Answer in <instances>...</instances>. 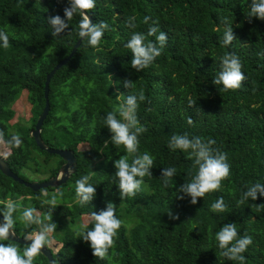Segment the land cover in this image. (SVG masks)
<instances>
[{"label":"trees","instance_id":"16d2710c","mask_svg":"<svg viewBox=\"0 0 264 264\" xmlns=\"http://www.w3.org/2000/svg\"><path fill=\"white\" fill-rule=\"evenodd\" d=\"M251 0H95L88 11L93 24L108 23L109 28L95 48L81 41L67 63L55 71L49 82V112L41 127V137L48 146L73 151L76 170L56 187L33 191L0 172V211L7 199L25 203L40 211L44 223H55L51 234L53 264H240L221 255L215 239L225 225L235 223L238 238L245 233L252 244L243 253L244 264H264V195L258 193L240 203L249 186L264 185V20L249 22ZM68 0H0V30L9 37V46L0 41V131L4 132L0 153L12 172L22 174L32 149L43 154L42 163L51 165L46 177L56 174L63 160L56 154L40 150L30 131L44 104L46 75L67 57L76 42L81 17L75 14L69 28L53 37L49 16L64 18ZM135 17V27L126 21ZM151 18L145 24L144 17ZM225 20L227 23H225ZM153 21L158 24L153 25ZM231 25L235 39L222 44L224 30ZM150 26L167 34L161 55L142 71L131 66V51L125 47L133 32L147 34ZM159 34V32L157 33ZM155 41V37H147ZM234 53L242 64L246 79L239 89L222 91L212 81L220 71V57ZM131 79L135 89L124 81ZM143 90L146 100L139 102L137 118L146 131L138 136V153L153 158L152 175L145 176L135 196L121 199L115 160L128 155L123 145L111 142L112 133L104 123L108 112L119 108L129 94ZM27 93L30 116L15 119L12 102ZM117 118L122 119L117 113ZM193 124H188V119ZM11 130H14L13 132ZM187 133L189 138L216 141L213 148L227 153L229 176L218 191H211L196 204L178 188L195 175L194 161L188 153L172 151V135ZM23 141L19 148L6 141L11 135ZM105 141H108L105 146ZM85 148L81 149L79 146ZM132 157L129 156L131 162ZM175 167L176 174L166 186L162 169ZM96 187L91 202L81 204L75 182L83 176ZM55 190V191H54ZM43 191L52 192L47 196ZM55 195L57 206L44 203ZM179 196H183L180 199ZM223 197L224 212L211 211V204ZM18 199L20 201L18 202ZM113 203L121 227L106 259L93 255L90 243L80 233L93 227L90 214ZM13 214L15 233L39 231L36 224L25 225L18 218L23 207ZM179 219H170L169 213ZM2 214V212H0ZM3 215V214H2ZM52 219L49 220L48 216ZM87 216L88 222L81 223ZM24 244L10 240L0 241ZM33 264H47L41 253Z\"/></svg>","mask_w":264,"mask_h":264},{"label":"clouds","instance_id":"9594fccd","mask_svg":"<svg viewBox=\"0 0 264 264\" xmlns=\"http://www.w3.org/2000/svg\"><path fill=\"white\" fill-rule=\"evenodd\" d=\"M95 7V0H68V6L64 8V18L60 15L49 16L48 23L52 29L53 37L59 36L62 32L69 28V23L75 14L81 17L78 25V36L87 40L89 46L95 48L99 45L104 31L109 28L105 21H100L98 24H93L88 11ZM249 14L246 19L251 22L252 18L264 20V0H251L249 4ZM135 17H129L126 21L128 27H135ZM150 17H144V23L148 24ZM153 25L158 24V21H153ZM225 23L227 21L225 20ZM159 32V34H157ZM147 37H155V41H148ZM167 34L159 31L155 26H150L147 34L133 32L125 47L128 48L133 58L130 63L136 71H142L149 67L157 57L161 55L162 49L167 43ZM235 39L233 28L228 25L224 30L222 44L228 46ZM0 41H3V47L9 46V37L4 30H0ZM246 79L242 72V64L237 55L234 53H225L220 57V71L212 83L222 85V91L236 90L242 85ZM124 86L128 89H135L136 85L131 79L124 81ZM146 100L143 90L136 94H129L125 102L114 111L107 113L104 123L112 133L111 142L115 146L123 145L128 155L121 156L115 160L114 166L117 169L115 178L118 180V186L121 193L122 201L125 198H130L136 195L141 190V185L144 182L145 176L152 175L153 158L148 152L143 154L138 153L139 139L138 136L146 131L138 118L137 109L139 102ZM117 113L122 119L117 118ZM188 124H193L191 118L188 119ZM4 132L0 131V142H4ZM10 147L19 148L23 141L19 135L13 134L6 141ZM216 141L208 138L206 141L199 136L189 138L188 134L172 135L168 147L170 150H183L188 153V159L194 161V166L197 168L196 174L191 176L190 180H186L178 188L179 193H184L191 196V203L196 204L198 198H203L206 193L218 191L221 187L222 180L226 179L230 174V165L227 162V153L221 152L213 148ZM108 141H105L107 146ZM129 156L132 157L131 162ZM69 171H71L69 169ZM175 167H167L162 169V177L164 184L167 186L176 174ZM90 177L83 176L75 182L76 196L81 204L91 202L96 195V187L88 183ZM258 193L264 195V185L255 184L249 186L247 191L243 193L240 203L251 198L256 200ZM44 196L48 193L45 191ZM183 199V196H179ZM53 208L57 206L56 196L44 201ZM19 205L13 201L4 203L3 222H0V241L9 240L11 236H15V220L13 214L17 211ZM213 212H224L226 205L223 197L215 200L211 206ZM115 207L113 203H108L106 209L92 212L91 222L93 227L90 230H82L80 236L85 242L90 243L93 255L99 259L108 257L109 249L114 246V237L117 235L121 227V220L116 217ZM170 219H179L178 216L169 213ZM25 225H39V231H34L24 235L26 241H31L30 244H25L22 249L15 244L0 243V264H33L34 259L41 253L45 246H51V234L56 230L55 223H44L37 214L35 208H26L18 218ZM51 220V215L48 216ZM218 242V247L221 249V255L232 261H239L244 264L245 256L243 253L248 246L252 244L251 236L245 235L238 238V231L235 223L225 224L215 235Z\"/></svg>","mask_w":264,"mask_h":264},{"label":"water","instance_id":"95a60500","mask_svg":"<svg viewBox=\"0 0 264 264\" xmlns=\"http://www.w3.org/2000/svg\"><path fill=\"white\" fill-rule=\"evenodd\" d=\"M88 14V13H87ZM92 23L93 19L90 14H88ZM82 39L79 38L74 43L69 55L65 57L64 59L60 60L52 69L51 71L46 75L45 81H44V98H45V104L44 107L38 116L36 123L34 125V129L30 131V136L34 139L36 146L43 151H46L51 154L58 155L62 160L63 163L60 165L58 171L55 175L49 177L46 180L43 181H26L14 172L11 171L9 168L7 162L0 156V172L13 179L14 181L25 185L26 187L30 188L33 191H38L40 189H44L47 187H56L59 186L67 181V179L70 177L71 174H73L76 170V158L74 156V153L70 149L66 148H54L48 146L46 143H44L42 137H41V127L43 124L44 119L46 118L49 109L50 104L48 100V92H49V82L53 74L57 69H59L62 65L67 63L69 58L75 53L76 49L80 45ZM69 169L71 171H69ZM0 222H3V215L0 213ZM10 241L18 243V244H30L31 241H26L24 239V236H20L16 234L15 236H11ZM41 254L47 258V264H53V258L51 250L48 246H45Z\"/></svg>","mask_w":264,"mask_h":264},{"label":"rangeland","instance_id":"374dc122","mask_svg":"<svg viewBox=\"0 0 264 264\" xmlns=\"http://www.w3.org/2000/svg\"><path fill=\"white\" fill-rule=\"evenodd\" d=\"M11 107L15 110V113H16L15 119L20 118V120H24V119L29 118V116H30V104L27 101V93L25 91H24V93H21L20 96H18L12 102ZM11 131L13 132L14 130H11ZM2 145L3 144H0L1 148L3 147ZM79 147L81 149L85 148V146H83V145H80ZM5 150H7V148ZM43 157H44L43 154L39 150H37L36 148L32 149L31 158L28 160L26 167L23 168L21 171L22 174L24 176H26L30 181H41L44 177L47 176L46 173H42V172H44V171L48 172L49 168L52 167L51 165H53L57 161V157H52L50 164L44 165L42 163ZM43 193H44V191H43ZM47 193L52 194L53 191L47 192ZM7 201H11V200L7 199L6 202ZM19 201H20V199H18V202ZM17 204L20 205L19 203H17ZM22 206H24L23 210L26 208H29V207L32 208V203L29 199H26L25 203L24 204L22 203ZM22 206L20 205V207H22ZM37 214L41 215L42 213L37 210ZM88 220H89V218L87 216H83L80 221H81L82 225L84 226V224H86L88 222ZM55 246H56L55 243L51 244V248L55 247Z\"/></svg>","mask_w":264,"mask_h":264},{"label":"crops","instance_id":"0c3cea01","mask_svg":"<svg viewBox=\"0 0 264 264\" xmlns=\"http://www.w3.org/2000/svg\"><path fill=\"white\" fill-rule=\"evenodd\" d=\"M2 146H3V145H2ZM2 148H3V147H2ZM2 148L0 147V152H1V153H5V152L7 153V152H9L8 150L2 149Z\"/></svg>","mask_w":264,"mask_h":264},{"label":"flooded vegetation","instance_id":"af4514ba","mask_svg":"<svg viewBox=\"0 0 264 264\" xmlns=\"http://www.w3.org/2000/svg\"><path fill=\"white\" fill-rule=\"evenodd\" d=\"M49 247V246H48ZM49 249H52L51 246L49 247Z\"/></svg>","mask_w":264,"mask_h":264},{"label":"bare ground","instance_id":"6f19581e","mask_svg":"<svg viewBox=\"0 0 264 264\" xmlns=\"http://www.w3.org/2000/svg\"><path fill=\"white\" fill-rule=\"evenodd\" d=\"M59 187V186H58Z\"/></svg>","mask_w":264,"mask_h":264}]
</instances>
